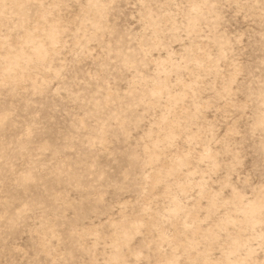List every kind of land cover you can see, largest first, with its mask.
I'll list each match as a JSON object with an SVG mask.
<instances>
[{
  "label": "rangeland",
  "instance_id": "rangeland-1",
  "mask_svg": "<svg viewBox=\"0 0 264 264\" xmlns=\"http://www.w3.org/2000/svg\"><path fill=\"white\" fill-rule=\"evenodd\" d=\"M0 13V264L264 262V0Z\"/></svg>",
  "mask_w": 264,
  "mask_h": 264
},
{
  "label": "bare ground",
  "instance_id": "bare-ground-1",
  "mask_svg": "<svg viewBox=\"0 0 264 264\" xmlns=\"http://www.w3.org/2000/svg\"><path fill=\"white\" fill-rule=\"evenodd\" d=\"M17 1V0H16ZM194 3V2H193ZM196 5V4H195ZM201 5V4H200ZM197 7V6H196ZM199 7V6H198ZM1 14V13H0ZM41 29H42V27H41ZM55 29L53 28V27H51L49 30H48V34H47V38L53 43L54 42V40H55ZM36 36V35H35ZM25 37V36H24ZM33 37V36H32ZM32 37H29V39H31ZM36 38V37H35ZM34 53L37 55V56H42V54L44 53V49H43V46H42V44L40 43V42H36L35 44H34ZM33 54V53H32ZM5 57V56H4ZM19 57H20V54L19 53H17V54H14V55H8L7 56V59H8V62H9V65H7V67H13V66H16L17 65V61H18V59H19ZM7 62V61H6ZM8 64V63H7ZM5 67V66H4ZM199 67H200V65H199ZM165 82V81H164ZM162 85H164V83H162ZM159 90H157V92H158ZM182 92H183V90H182ZM155 94H157L156 92H155ZM1 121V120H0ZM168 134V133H167ZM176 136V135H175ZM168 137V136H167ZM171 137V135L169 134V138ZM163 139V138H162ZM161 139V140H162ZM164 139H165V137H164ZM159 144V143H158ZM157 144V145H158ZM153 153V152H152ZM180 162H182V160H179ZM180 165V164H179ZM186 186V185H185ZM184 186V187H185ZM180 187V186H179ZM182 191V190H181ZM263 192V191H262ZM264 193V192H263ZM236 195H239V194H236ZM261 196V195H260ZM264 198V197H263ZM172 199H174V197L172 198ZM176 199V198H175ZM174 199V201H176ZM234 199H236V198H234ZM258 199V198H257ZM261 199V198H260ZM172 202V201H171ZM176 203V202H175ZM177 204V203H176ZM179 204V203H178ZM175 205V204H174ZM173 205V206H174ZM241 205H242V202H241ZM180 206V205H179ZM175 207H177L176 205H175ZM174 208V207H173ZM261 209H264V201L263 200H254L253 202H248L246 205H244L243 206V212L245 213V214H247V215H253L254 213H256V212H258L259 210H261ZM171 210V209H170ZM169 210V211H170ZM173 210H176V209H173ZM174 212V211H173ZM176 212V211H175ZM178 212V211H177ZM176 213H174V215H175ZM249 221V220H248ZM257 222V221H256ZM256 222L254 223V225L256 224ZM228 224V223H227ZM134 226H135V224H134ZM253 228V227H252ZM197 230V229H196ZM199 230V229H198ZM195 232V231H194ZM211 232V231H210ZM196 233V232H195ZM259 236V235H258ZM188 242H190V241H188ZM238 246H239V244H238ZM190 247V246H189ZM242 247V246H241ZM250 253V252H249ZM115 258H116V256H115ZM169 258V257H168ZM247 258V257H246ZM168 260H173V258H170V259H168ZM235 260V259H234ZM233 260V261H234ZM111 261H112V259H111ZM114 261V260H113ZM234 263H235V261H234Z\"/></svg>",
  "mask_w": 264,
  "mask_h": 264
},
{
  "label": "snow or ice",
  "instance_id": "snow-or-ice-1",
  "mask_svg": "<svg viewBox=\"0 0 264 264\" xmlns=\"http://www.w3.org/2000/svg\"><path fill=\"white\" fill-rule=\"evenodd\" d=\"M157 239H159L157 237ZM135 256L136 258H131ZM116 264H225L224 261L220 260H199V259H189L184 260L180 258H176L173 260H153L151 257L148 259H141L139 252H134L132 249H129V254L127 258L117 261ZM264 264V262H261Z\"/></svg>",
  "mask_w": 264,
  "mask_h": 264
}]
</instances>
